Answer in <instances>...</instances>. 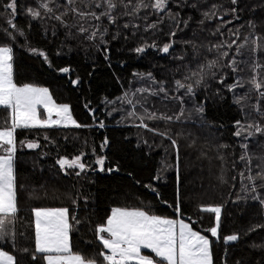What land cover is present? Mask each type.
Here are the masks:
<instances>
[{
	"label": "trees",
	"instance_id": "1",
	"mask_svg": "<svg viewBox=\"0 0 264 264\" xmlns=\"http://www.w3.org/2000/svg\"><path fill=\"white\" fill-rule=\"evenodd\" d=\"M8 2L0 0V47L12 49L14 82L47 88L52 100L68 105L77 123L85 127L16 130L18 213L8 223L10 236L0 242V249L14 255L18 264H45L41 254L37 260L31 258L35 236L31 210L64 207L79 221H71L72 251L100 260L97 253L103 249L94 235L96 223L113 207L139 208L184 221L209 238L214 264H264V206L254 199L264 198L260 186L264 181L256 180L253 192V183L240 176L260 172L257 164L264 156V136L234 135L237 120L264 125L251 107L254 92L243 102V109L234 103L250 88L247 80L253 74V59L264 64V54L254 57L251 52L252 40L264 37V0H238L236 5L230 0H168L162 12L152 7L155 0H113L114 23L107 17L81 18L70 11L72 7L84 12L105 10L106 5L96 8L92 0H74L71 5L67 0H43L51 13L38 9L41 0H17L15 16L5 8ZM30 7L40 10L41 16L33 18L27 11ZM232 8L237 9L235 16L228 11ZM65 11L64 23L54 18ZM250 21L255 28L249 27ZM81 27L86 31L81 32ZM93 32L96 36L89 39ZM18 34L21 37H15ZM232 41V48L213 47ZM166 43L172 44L168 53L161 51ZM242 44L246 46L238 55L236 49ZM138 47L146 50L137 53ZM223 51L228 58H219ZM233 57L242 61L239 68L244 71L233 73L224 67ZM217 59L218 66L211 69L216 75L194 85L193 96L177 90V80L192 82L185 80L190 69ZM64 68L69 71H61ZM238 76L243 77L244 87L234 92L218 83L226 77L225 84H231ZM155 87L183 96L184 103L163 93L155 99L137 91ZM127 95L136 103L124 104ZM261 105L264 108V101ZM197 107L203 112H197ZM142 108L174 119L130 115ZM6 116L7 110L0 107V127ZM142 123L147 127L138 126ZM105 139L108 143L102 147ZM172 140L177 142L175 148ZM30 143L39 147L29 148ZM244 143L249 145L251 165L240 160ZM78 155L87 165L85 172L77 176V169L60 170L57 159ZM98 158L104 159V171H98ZM209 206L221 207L218 237L207 231L215 225V214L202 210ZM231 234L239 239L226 244L224 237Z\"/></svg>",
	"mask_w": 264,
	"mask_h": 264
},
{
	"label": "snow or ice",
	"instance_id": "2",
	"mask_svg": "<svg viewBox=\"0 0 264 264\" xmlns=\"http://www.w3.org/2000/svg\"><path fill=\"white\" fill-rule=\"evenodd\" d=\"M230 2L232 5L238 4V0H230ZM67 3L71 5L74 3V0H67ZM92 3L95 4L96 8H101L103 5H106V8L100 13L95 11L84 12L75 7L70 8V11L81 18L91 16L95 20H100L102 17H107L110 23L115 22L112 11L115 10L116 4L113 3V0H101L100 3L92 0ZM167 3L168 0H155L152 7L157 11H164ZM192 6L194 7L195 5ZM17 7V0H10L5 5V8L10 10L12 16L16 15ZM38 9L49 13L53 12V9L49 7V3H45L43 0L39 2ZM38 9L30 7L27 11L33 18H39L41 11ZM228 11L235 16L237 9L232 8ZM228 11L225 12V15L228 14ZM67 14L68 12L65 11L61 15H56L54 18L64 23L62 17ZM208 15L209 13H204L205 18ZM212 15H215V13H212ZM219 19L223 21V16L219 17ZM8 23L12 24V21L8 20ZM224 23L228 24L231 21H225ZM12 26L15 28V25ZM124 26L128 27L127 24ZM152 26L155 27V25ZM249 27L255 28L254 22L250 21ZM80 31L84 32L86 29L81 27ZM236 34L233 33V35ZM170 35L175 36L176 33L172 32ZM95 36L96 33L93 32L89 39ZM245 39L247 43V38ZM251 43L253 45L251 52L254 57L256 54H264V37L253 39ZM234 44L235 41H232L227 45L217 44L213 47L216 49L224 47L232 48ZM151 46L155 47V45ZM245 46V44L239 45L236 53L240 55V48ZM171 47L172 44L166 43L161 51L168 53ZM145 50V47L135 49L137 53H143ZM39 55L44 56L45 54L40 52ZM228 57L229 53L223 51L220 53L219 58ZM45 59H47L46 56ZM12 60V49L9 47H0V107L7 110L4 126L0 127V152L4 153L0 155V242L10 236L7 225L17 217L18 213L17 186L14 173V156L17 150L16 130L20 128H49L53 126L68 127L69 123L76 128L85 127V125L77 123L72 118L68 105H57L53 102L47 88H37L30 84L18 86L13 79ZM240 63L242 61H237L233 57L229 59L224 67H229L233 73H237L244 71V69L239 68ZM218 64L219 59L212 60L207 65H198L195 69H190L185 76V80L192 82L186 84L177 80L175 82L177 90L184 89L185 95L193 96L195 94L194 85L200 86L209 75L215 76L216 74L211 72V69L216 68ZM251 69L253 74L247 80L250 88L244 95L236 97L234 103L242 105L243 109V102L251 99L250 94L254 92L256 97L251 107L264 120V108L261 105V101H264V74H262L264 72V64H260L253 59ZM61 71L68 72L69 69L64 68ZM225 78H220L218 83L224 85L229 92H234L237 88L244 87L243 77L238 76L231 84H225ZM137 91H147V89H137ZM159 92H164L167 95L163 87L159 89ZM152 94L155 95L156 93L153 92ZM173 99H179L181 104L184 103L183 96L173 97ZM128 103H131V101H128ZM40 107L44 109L46 118H41V113L38 111ZM196 111L202 113L203 108L197 107ZM183 114V109H181L180 116H183ZM130 115H135V113H130ZM53 116H55V119H53ZM180 116H176L175 119H180ZM148 118H159L169 121L174 119L172 116L157 117L154 114H150ZM235 124L237 130L234 135L237 137H240L243 133H246L245 139H250L257 135L264 136V125H261L257 121L242 123L240 120H237ZM103 126L101 122L100 127ZM138 126L147 127L143 123ZM107 143L108 141L105 139L102 147L106 146ZM27 146L29 148L39 147L35 143H30ZM172 146L174 148L177 146L175 140H172ZM223 147L227 146L223 145ZM241 147L244 149V153L240 156V160L251 165V157L248 155L249 145L244 143L241 144ZM56 163L59 165L61 171L65 169H78L76 172L77 176L85 172L87 168V165L82 162V157L79 155L72 159L59 158ZM96 164L100 166V171L105 170L103 158H98ZM257 167L260 168V172L257 175L249 174L245 176L244 172L240 173L241 177L253 183L251 189L253 192L256 190L255 181H264V156L260 157V162L257 164ZM115 170L117 169H108V171ZM248 170L251 172L250 167ZM260 186L264 187V183ZM247 190L248 188L245 186L244 191ZM254 199H259L262 206H264V198L254 197ZM176 210L179 211L178 206ZM202 210L215 214L216 224L207 231L211 233L212 237H218L221 207L209 206L202 208ZM31 211L35 218L34 252L31 257L32 260H37V254H41L46 264H214L209 238L194 231L183 221L177 222L173 219L152 215L148 211L139 208L128 209L113 207L109 215L96 223L93 229L94 235L103 249L97 253L101 258L100 260L88 258L72 251L69 243V232L72 228L71 221H76V223H79V221L75 216L70 217L69 209L64 207L33 208ZM261 227H264V225H261ZM238 239V235L231 234L224 237V242L227 244L229 242H235ZM142 250H149L154 256L143 254ZM23 251L28 252V249L25 248ZM0 264H18V260L8 251L0 249Z\"/></svg>",
	"mask_w": 264,
	"mask_h": 264
},
{
	"label": "rangeland",
	"instance_id": "3",
	"mask_svg": "<svg viewBox=\"0 0 264 264\" xmlns=\"http://www.w3.org/2000/svg\"><path fill=\"white\" fill-rule=\"evenodd\" d=\"M158 12H162V11H158ZM17 36H19V37H21L20 36V34H18V35H16L15 37H17ZM36 87V86H35ZM37 88H44V87H37ZM161 87H155V88H145V89H147V93L150 95V96H152L153 98H161V93H163V95H164V97L165 98H167V99H171V98H173L174 97V94H172V95H168L169 94V92H168V94L167 95H165V93L164 92H159V89H160ZM140 89V88H139ZM140 92H142V91H140ZM153 92H155L156 94L155 95H153L152 93ZM166 93H167V90H166ZM50 94V93H49ZM132 95H135V92L134 93H131V96ZM159 95V96H158ZM131 96L129 97V95H127V96H125V98H124V104H126V105H130V104H134V103H136V101H133V100H131ZM178 97V96H177ZM128 101H131V103H128ZM54 102V101H53ZM55 103V102H54ZM55 104H57V103H55ZM57 105H65V104H57ZM143 109V111L142 112H137V111H135V115L136 116H138V117H141V115L142 116H144L145 118H148L149 117V115L150 114H153L152 112H150L148 109H146V108H142ZM38 111L41 113V118H46V113H44V109L42 108V107H40L39 109H38ZM69 111H70V107H69ZM70 114H71V111H70ZM141 114V115H140ZM155 116H157V117H161V115H159L158 113H155L154 114ZM71 116H72V114H71ZM128 117V116H127ZM72 118L74 119V117L72 116ZM53 119H55V116H53ZM149 119V118H148ZM157 119H159V118H157ZM75 120V119H74ZM54 127H56V128H73L74 126H72L70 123H69V125H68V127H63V126H53V127H49V128H54ZM39 128V127H38ZM20 129H25V128H20ZM27 129H34V128H27ZM0 155H3V154H0ZM99 165H98V171H100L99 170ZM66 170V169H65ZM78 170V169H77ZM33 219H35L34 218V216H33ZM173 220H176L177 222H179V221H181V220H179V219H173ZM184 222V221H183ZM184 223H186V222H184ZM186 224H188V223H186ZM215 224H216V221H215ZM189 225V224H188ZM190 226V225H189ZM215 226V225H214ZM191 227V226H190ZM34 232H35V230H34ZM211 234V233H210ZM69 243H70V232H69ZM143 251V254H145L144 253V251H149V250H142ZM150 252V251H149ZM153 254V253H152ZM154 255V254H153ZM158 259V258H157ZM45 261V260H44ZM45 264H46V261H45Z\"/></svg>",
	"mask_w": 264,
	"mask_h": 264
}]
</instances>
